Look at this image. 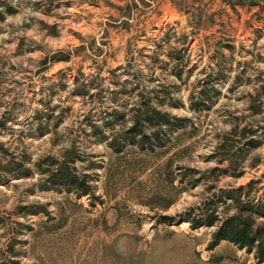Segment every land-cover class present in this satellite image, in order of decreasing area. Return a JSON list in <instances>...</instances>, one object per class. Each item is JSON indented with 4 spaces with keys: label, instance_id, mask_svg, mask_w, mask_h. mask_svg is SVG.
<instances>
[{
    "label": "rangeland",
    "instance_id": "obj_1",
    "mask_svg": "<svg viewBox=\"0 0 264 264\" xmlns=\"http://www.w3.org/2000/svg\"><path fill=\"white\" fill-rule=\"evenodd\" d=\"M0 15V264H264L191 224L234 212L229 189L264 200V93L249 106L264 0H0ZM148 105L180 119L132 140Z\"/></svg>",
    "mask_w": 264,
    "mask_h": 264
},
{
    "label": "trees",
    "instance_id": "obj_2",
    "mask_svg": "<svg viewBox=\"0 0 264 264\" xmlns=\"http://www.w3.org/2000/svg\"><path fill=\"white\" fill-rule=\"evenodd\" d=\"M1 16V15H0ZM262 90L257 89L256 93L252 96L250 101V108L252 112L257 111L256 103H259L260 96L264 93V82L262 83ZM171 118L179 120V117L171 116L168 112L148 105L143 108H137L133 116V123L129 127V131L133 133L129 137L133 140L135 131L142 132L144 122L153 124H163L169 126L172 121ZM243 130H247L248 139L247 142L254 145L256 144L255 134L257 129L253 127H243ZM158 131H153L151 134L154 138H159ZM150 134L142 132L141 139L148 138ZM115 141V137H112L111 143ZM54 180H62L67 183H77L76 176L68 175L66 172L56 174L52 173ZM252 181L248 182L250 185ZM240 186L237 189H229L224 191L225 196L234 200L235 211L232 213H219L215 208H209L207 212L200 215V217H192L191 224L198 226L201 224L216 225V229L213 232L215 242L221 239H226L232 243L238 245L241 248H245L247 251H253L254 257L258 261H264V221H257L259 216H264V200L260 197L255 200L254 198H247L246 200L240 199ZM86 186L82 190H85ZM167 217V216H166Z\"/></svg>",
    "mask_w": 264,
    "mask_h": 264
}]
</instances>
